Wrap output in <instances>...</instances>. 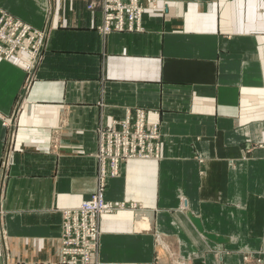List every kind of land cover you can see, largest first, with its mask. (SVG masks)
I'll use <instances>...</instances> for the list:
<instances>
[{
  "label": "crops",
  "instance_id": "1",
  "mask_svg": "<svg viewBox=\"0 0 264 264\" xmlns=\"http://www.w3.org/2000/svg\"><path fill=\"white\" fill-rule=\"evenodd\" d=\"M96 1L0 0L44 33L35 62L0 54V264H64L60 212L96 188L97 130L135 108L161 158L108 179L123 207L94 260L264 264V0H158L143 32L107 35Z\"/></svg>",
  "mask_w": 264,
  "mask_h": 264
},
{
  "label": "built area",
  "instance_id": "2",
  "mask_svg": "<svg viewBox=\"0 0 264 264\" xmlns=\"http://www.w3.org/2000/svg\"><path fill=\"white\" fill-rule=\"evenodd\" d=\"M158 0H97L89 9L99 8L101 20L97 29L111 33L144 31L143 16L156 10ZM44 33L0 9V54L9 58L15 51L27 52L32 60L39 56ZM32 67V66H31ZM28 75L32 76V68ZM6 126V123H4ZM97 150L93 154L98 164V179L89 199L79 206L61 210V261L64 264H92V255L99 241L98 218L123 207L106 201L104 191L109 178L118 175L122 163L128 160H159L161 132L158 123L147 124L141 108L127 111L121 120L112 119L97 130ZM107 176V177H106Z\"/></svg>",
  "mask_w": 264,
  "mask_h": 264
},
{
  "label": "water",
  "instance_id": "3",
  "mask_svg": "<svg viewBox=\"0 0 264 264\" xmlns=\"http://www.w3.org/2000/svg\"><path fill=\"white\" fill-rule=\"evenodd\" d=\"M189 218L191 220V222L194 224L195 228L200 232L202 233L206 238H208L209 240H213V241H216V242H221L222 241V238H219V237H216L212 234H208L206 232H204V229L200 223V220L194 216H192L191 214H189Z\"/></svg>",
  "mask_w": 264,
  "mask_h": 264
},
{
  "label": "rangeland",
  "instance_id": "4",
  "mask_svg": "<svg viewBox=\"0 0 264 264\" xmlns=\"http://www.w3.org/2000/svg\"><path fill=\"white\" fill-rule=\"evenodd\" d=\"M150 10V9H149ZM97 142H98V139H97ZM141 160H148V159H141ZM123 164V163H122ZM98 165V164H97ZM106 185H107V183H106ZM106 188V187H105ZM105 192V191H104ZM90 197V196H89ZM87 199H89V198H87ZM86 199V200H87ZM85 201V200H84ZM61 213V212H60ZM61 224H62V222H61ZM59 240H60V238H59ZM96 253H97V251L94 253V255H92V264H103V263H100V262H98V261H96V260H94V258H95V256H96ZM242 256H244V255H242ZM248 256V255H247ZM244 259H246L247 260V257L245 256V257H243ZM251 262V260H249L248 259V262ZM252 261H255L257 264H260V259L258 258V259H253Z\"/></svg>",
  "mask_w": 264,
  "mask_h": 264
},
{
  "label": "bare ground",
  "instance_id": "5",
  "mask_svg": "<svg viewBox=\"0 0 264 264\" xmlns=\"http://www.w3.org/2000/svg\"><path fill=\"white\" fill-rule=\"evenodd\" d=\"M32 61H33V62H35V61H36V59L34 58ZM33 62H32V63H33ZM106 177H107V176H106ZM100 217H101V216H100ZM100 217H99V218H100ZM99 218H98V220H99ZM98 231H99V227H98ZM203 237H204V236H203ZM98 242H99V241H98ZM60 244H61V246H62V243H61V241H60ZM61 250H62V248H61Z\"/></svg>",
  "mask_w": 264,
  "mask_h": 264
}]
</instances>
